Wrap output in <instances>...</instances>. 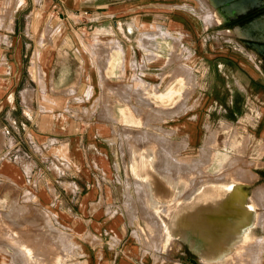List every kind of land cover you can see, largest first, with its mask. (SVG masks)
<instances>
[{
  "label": "crops",
  "instance_id": "1",
  "mask_svg": "<svg viewBox=\"0 0 264 264\" xmlns=\"http://www.w3.org/2000/svg\"><path fill=\"white\" fill-rule=\"evenodd\" d=\"M134 4L145 5L142 0H0V199L8 202L30 195L89 247L92 264H163L156 257L166 250L159 248L163 242L157 241L156 247L154 242L147 243L122 202L127 186L120 159L125 157L122 152L119 155L117 141L121 142V132L134 134L126 131L134 125L122 122L120 116L122 109L135 106L131 98L117 97V90L125 87L128 93H150L177 78L161 69L150 71L148 64L156 59H148L151 44L140 46L121 33L134 30L132 23L121 21V15L133 12ZM85 15H92L95 21H87L83 29L108 35L96 43L97 55L105 57L107 70L98 66L96 56L84 44L64 36L77 28L75 18ZM41 30L44 33L39 37ZM257 40L255 48L264 45V40ZM202 46L204 43H200L193 76L182 86L189 116L171 129H175L173 135L187 142L181 151L196 156L200 127L210 131V145L216 137L209 127L214 125L209 120V99L212 109L224 114L238 103L239 112L242 108L246 112L234 116L231 111L229 119L221 121L243 132L238 151L243 149L244 156L253 159L249 171L254 175V190L264 187V72L228 52H209L208 43L206 51ZM115 59L116 65L110 66ZM127 63L132 74L118 75L126 86L104 85L101 75L112 83L115 70H126ZM126 90L121 93L128 95ZM180 96L169 107L181 103ZM158 113L157 133L166 135L165 122L177 113ZM229 147L237 148L229 144L227 152ZM262 210L257 206L259 216ZM262 223L251 230L260 239V253L263 235L255 230ZM177 260L199 264L190 257Z\"/></svg>",
  "mask_w": 264,
  "mask_h": 264
},
{
  "label": "rangeland",
  "instance_id": "2",
  "mask_svg": "<svg viewBox=\"0 0 264 264\" xmlns=\"http://www.w3.org/2000/svg\"><path fill=\"white\" fill-rule=\"evenodd\" d=\"M142 1L145 4L144 6L139 7L134 4L133 12L121 15V21L132 23L134 27V30H122L121 33L140 46L147 43L151 44L149 50L151 54H149L152 56H148V58L149 60L156 59L148 64L150 71L161 69L165 71V75L174 73L177 78L172 82L170 81L165 88L150 90L152 91L150 93L148 91L144 94L128 93V90L123 87L121 91L126 90L128 93L126 95L125 91L121 93L120 90H117V97L133 100L134 109L130 107L124 109H129L133 115V120L137 122L136 124L126 123L134 125L131 130L126 129L130 134H134L129 135L126 132H121V142L117 141L119 155L122 152L125 157L122 158V162L120 159L121 167H124L122 171L123 169L126 171L124 185L127 186V189L124 190L125 197H123L122 202L129 216L139 226L138 231L145 233L148 244L154 242L156 247L157 241L163 242V245L161 244L159 248L166 250L164 254L156 257L158 263L163 261V264H181L179 260L177 261V258L182 256L190 257L199 264H202L203 261L208 264H264V223L255 230L256 234L263 235L261 253L258 252L260 239H256L251 234L252 227L256 223L264 222V210L261 211L260 216L257 214V206L261 205L264 208V187L254 190V175L249 171V169H252L253 159L245 157L243 149L238 151L240 149L237 145H239V140H242L243 132L235 127L236 125H223L221 121L222 118L230 117L227 114L231 111H234V116H237V114L243 115L244 108L240 110V113L238 103H236L232 110L224 114L221 110L218 111V108L212 109L214 104L212 98H210L209 120L214 125L209 127L216 134L215 140L210 145L211 136L207 137L210 131L207 133L206 127H200L202 138L198 140L197 147L194 149L196 150V156L190 157L187 150L181 151L187 146V142L184 140L178 141L177 134L173 135L175 129L171 130L180 120L189 116V110L185 109L186 101L184 99L187 94H182L185 88L181 89L179 96L182 94L180 96L182 101L176 107L171 108L159 104L160 108L158 109L153 105L154 103L158 105L153 93L166 91L174 83H180L182 86L189 84L190 76H193V69L195 68L194 63L199 58L197 52L200 49V43H204L202 48L205 51L208 43L209 52H215L216 50L228 52L244 63L264 72V51L255 48L249 42V40H257L260 37L250 36L245 26H243L252 18L264 14V0H248L245 2L247 7L245 11H239L227 18H222L206 0ZM91 17L92 15H85L82 18L77 16L75 18L77 28L72 29L69 34L64 33V36L84 44L85 49L96 56L98 66L105 67L107 64L106 59L97 55L99 47L96 43H99L97 39L108 35L92 28L83 29L84 23L87 21L94 23L95 20H92ZM158 26H162V29H158ZM43 33L44 30L39 31V37ZM262 39L264 40V38L259 40ZM155 40L157 41L155 42ZM211 46H214L213 50H211ZM156 48L155 52L153 49ZM141 61L142 57H140ZM203 62L208 61L204 60ZM113 63L114 60H110L109 65L112 66ZM203 64L202 66H204ZM141 65L144 64L141 63ZM209 65H214L213 61H209ZM131 68L130 63H127L126 70L120 71V68L117 71L115 70L116 76L113 78L112 83L104 79V75H101L104 85L126 86L127 82L120 80L118 75H124L125 72L132 74ZM135 87L144 90L142 84L135 83ZM105 96L108 99L110 97L109 94ZM234 96H239V94L235 93ZM149 100L154 101V103L152 104ZM124 109L121 110L122 114L120 116L122 122H124ZM158 110L161 112L166 111L168 115L177 113L175 117L169 118L171 120L165 122L166 129H168L165 131L166 135L157 133L156 128L158 127L155 125L159 118ZM147 119L155 121L149 125H144L143 129L141 124L146 123ZM229 144L231 146L235 145L237 148L232 149L229 147L227 152L226 149ZM163 151H165L164 154ZM209 151L213 154L212 159ZM192 154L194 155V153ZM146 160L149 161L157 176L172 186L174 190L173 198L158 200L153 195L152 176L137 174L136 169L139 164ZM220 166L222 167L220 168ZM243 169H246L248 173L246 174ZM216 184L221 187V192L224 195L231 194L232 187L237 185L240 188L238 196L240 197L244 193L246 197L243 206L245 208L254 207L256 216L254 214L252 218L247 220L248 222L245 221L246 223H241L239 226L242 229H248L250 236L253 238L251 242L255 241L256 243L248 246V244H245L246 242L242 241L239 246L235 242L233 243L234 247L223 253L221 258L214 257L206 261L208 256L192 247L189 241L180 238L178 234H173V236L168 232V224L164 223L162 213L168 216L172 215L173 209L178 210L180 207H184L187 201L191 200L194 193L199 191L203 185L213 187ZM158 234L163 236L159 237ZM13 238L23 241L22 248L28 245V247L39 249V251L44 249V251H47L46 254L54 256L52 262L56 261V258L58 259L59 252H61L65 264H92L93 255L88 254L89 247L75 237L70 230L61 227L55 221L53 215L37 205L28 194H25L21 199L17 198L8 202L5 199H0V264H21V259L16 254L17 244L19 243ZM179 243H181V246L177 250L175 247ZM58 260H60V257Z\"/></svg>",
  "mask_w": 264,
  "mask_h": 264
},
{
  "label": "bare ground",
  "instance_id": "3",
  "mask_svg": "<svg viewBox=\"0 0 264 264\" xmlns=\"http://www.w3.org/2000/svg\"><path fill=\"white\" fill-rule=\"evenodd\" d=\"M206 1L209 2V5L213 6V10L222 18H227L239 11H245L247 9L245 2L248 0ZM243 26H245L246 31L250 36H253L254 38L256 36L264 38V14H259L258 17L252 18ZM257 47L264 51V45H258ZM150 54L149 56L151 57L152 55ZM117 62L118 59H115L112 66H115ZM181 89L182 85L180 83H174L166 91L155 92L153 93V96L161 106H170L177 100L181 93ZM123 121L125 123H137L133 120V115L129 109H124ZM165 151H163V154ZM136 172L138 175L152 176L153 195L158 200L173 198L174 190L172 189V186L157 176L148 160L144 162L142 161L136 169ZM239 190L240 188L235 185L232 187L231 194L224 195L218 184L213 187L203 185L199 191L194 193L192 199L187 201L184 207H180L178 210L173 209L171 213L172 215L170 216L162 213L164 223L168 224V232L172 235L178 234L180 238L182 237L189 241L192 247L208 256V260L206 261H209V258H221L223 253L228 252L234 247L233 243L235 242H237L239 246L242 241L246 242L245 244H248V246L256 243L255 241L251 242L253 238L250 236V233L248 232L249 230L242 229L241 226H239V224L241 225V223L252 218L255 214L253 206L250 208H245L243 206V201L246 197L244 196V193H242L243 196L241 194L242 197H239ZM13 239L19 243L17 244L18 247L16 248V254L18 258L21 259V264H65L63 253L61 252H59L60 255H58V259L60 257V260L56 258V261L52 262L54 256L48 253L46 254L47 251H44V249L43 252L39 251V249L28 247V245H25V247L22 248L23 241L21 239L18 240L17 238Z\"/></svg>",
  "mask_w": 264,
  "mask_h": 264
},
{
  "label": "water",
  "instance_id": "4",
  "mask_svg": "<svg viewBox=\"0 0 264 264\" xmlns=\"http://www.w3.org/2000/svg\"><path fill=\"white\" fill-rule=\"evenodd\" d=\"M250 44H252L253 46H255L257 44L256 40L252 39V40H249ZM259 46H262L260 43H259Z\"/></svg>",
  "mask_w": 264,
  "mask_h": 264
}]
</instances>
